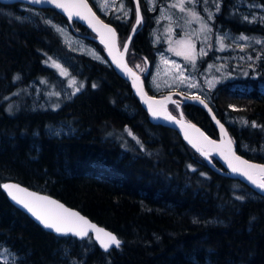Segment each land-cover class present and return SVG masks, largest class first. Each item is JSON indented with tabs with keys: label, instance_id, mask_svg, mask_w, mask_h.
I'll return each instance as SVG.
<instances>
[{
	"label": "trees",
	"instance_id": "1",
	"mask_svg": "<svg viewBox=\"0 0 264 264\" xmlns=\"http://www.w3.org/2000/svg\"><path fill=\"white\" fill-rule=\"evenodd\" d=\"M122 1L123 11L117 5L101 14L115 27L121 46L137 12L134 0ZM188 5L210 21L214 36L264 39L258 15L264 0ZM139 7L143 23L127 62L131 52L151 70L162 47L153 41L155 12L145 0ZM47 17L80 32L105 55L95 34L55 8L0 3V185L14 181L55 197L115 233L122 244L104 252L91 235L58 237L15 207L0 187V251L15 259L0 256V264H264V196L212 169L177 130L152 123L130 83L108 61L69 49ZM51 56L67 61L80 91L54 97L53 108L33 110L35 86L60 91L66 83L49 65ZM199 62L203 67L217 62L233 75L210 91L207 103L227 126L236 151L264 164V155L244 147L264 143V51L255 56L249 48H212ZM142 77L146 90L160 95L149 85L150 73ZM181 110L187 121L219 138L203 107L182 102Z\"/></svg>",
	"mask_w": 264,
	"mask_h": 264
},
{
	"label": "rangeland",
	"instance_id": "2",
	"mask_svg": "<svg viewBox=\"0 0 264 264\" xmlns=\"http://www.w3.org/2000/svg\"><path fill=\"white\" fill-rule=\"evenodd\" d=\"M147 2L148 9L155 12L154 15V28L153 41L156 45L161 46L162 50L157 52L156 61L153 68L150 70L149 85L152 90L157 94L165 92H173V99L176 100L177 106L170 105L169 111L179 117L181 110V103L184 99L181 97H199L205 101H209V93L213 91L221 82L226 79L233 78V75L220 68L217 62L207 64L205 67L200 66V57L206 56L209 51L214 48L218 51L221 50V41L223 48L234 47L238 49L249 48L253 54L259 55L264 51V39L247 37V40H241L240 36H235L231 33L213 35L212 26L210 21L197 14L192 15L194 12L190 9L188 2L190 0H184L185 11H180V0H171L168 4H160L158 0H145ZM97 8L101 14H109L110 11L118 5V8L124 10L125 4L122 0H107V6L103 7L105 0H94ZM172 5H177L173 7ZM123 6V7H121ZM23 9H27L23 7ZM258 13L264 19V10ZM137 16V12H136ZM48 23L55 29L60 35L65 45L78 53L85 54L91 58L107 63V58L96 47L87 43L82 34L74 29L66 28L60 24L54 23L50 18ZM136 20V19H135ZM202 24H207V29L202 28ZM60 29L61 31H58ZM183 41V43H180ZM126 43V42H125ZM124 43V45H125ZM123 46L120 45L122 49ZM206 55H201V52ZM129 51H127L128 54ZM179 53V54H178ZM194 57L195 66L190 63L185 57ZM49 59V65L56 69L57 73L65 78L66 83L64 88L60 91H55L53 88L44 90L42 86H35V95L31 101V107L33 110L41 109L46 110L56 106L54 97H71L72 93L79 88L77 80L69 71L68 63L65 59L51 56ZM127 58V55H126ZM130 66L141 76H144L148 63L137 56L129 54ZM60 65L56 67L55 64ZM139 66V67H137ZM181 76L183 79H181ZM75 80L76 84L73 85L72 81ZM209 82H212L213 86L209 87ZM189 84L195 86L189 87ZM179 93V94H176ZM185 117V116H184ZM186 120V118H185ZM233 121L232 118L228 119ZM187 121V120H186ZM60 131H65L60 129ZM66 132H68L66 130ZM252 153H260L264 155V143L251 148L250 145H245ZM210 152H208L209 154ZM0 256L6 261H14V256L6 250L0 251Z\"/></svg>",
	"mask_w": 264,
	"mask_h": 264
},
{
	"label": "water",
	"instance_id": "3",
	"mask_svg": "<svg viewBox=\"0 0 264 264\" xmlns=\"http://www.w3.org/2000/svg\"><path fill=\"white\" fill-rule=\"evenodd\" d=\"M21 3L25 4L27 6H31L33 8L38 9H45V8H55L57 11L68 17L70 20L75 19L79 23H81L83 26L88 28L93 34L96 35V40L99 41L105 51L106 58L108 62L113 66V68L116 70L119 76L124 78L126 81H128L133 89L134 94L138 98L140 104L142 107L146 110V112L149 115V119L152 123L163 125L170 127L172 129H175L179 132L182 139L185 141V143L190 146L193 150L198 151L199 146H206L215 151V154H202L201 156L205 159L206 163L215 171L224 173L226 176H229L233 179H238L241 182L249 185L253 190H255L258 194L264 196V192H262L260 189L256 188L255 185H253L245 176L240 175L238 172H233L232 168L229 167V164L231 163L235 167L242 170V168L246 167L241 163V160L248 161L250 164L254 165H264L260 162H255L248 160L243 155L239 154L236 151L235 144L233 140L230 137V134L228 132L227 126L220 121L210 108L207 101L199 98V97H189V96H183L181 97L184 99L182 102H189L198 106L203 107L210 115L212 121L214 122L215 126L217 127L219 131V138L215 139L210 136H208L205 131L199 127L197 124L186 121L184 114L182 111L179 112V117L173 115L169 109L168 104L172 101V96L175 94L173 92H167L162 93L160 95H152L150 94L145 87L143 77L138 74L127 62V51L129 49L131 40L136 33V29L139 25L136 24V21L132 27L131 33L126 41L125 44H127V51H124V47L121 49L118 42V34L115 29V27L106 22L100 15L95 11L92 4L89 0H84V3H86L87 7L85 8L83 4H81L80 0H63V2L67 5V11H65L62 8H58L55 6V4H50L47 2L43 3H33L32 0H0V3L2 4H13V3ZM137 10V3L139 4V0H134ZM90 9V11H89ZM79 13V15H77ZM139 15L142 18L141 23H143V17L140 11L139 7ZM137 19V16H136ZM140 23V24H141ZM104 25L109 26V28L115 30V36L113 37L111 33H109L108 28H105ZM135 29V30H134ZM125 46V45H124ZM119 65V66H118ZM126 66V67H125ZM127 69H131V72H128ZM150 72V66L147 65V70L144 75H148ZM134 74V75H133ZM179 94V93H176ZM180 95V94H179ZM200 100H203L204 103H200ZM207 105V107H205ZM153 112L156 113V115H153ZM168 117H174L175 121ZM221 125H223V129L221 128ZM231 140V145L228 144V141ZM214 142V143H212ZM196 145L194 147L193 145ZM229 148L231 151H229ZM234 153V155H233ZM214 157L216 160H218L221 165L223 166V170L219 169L217 166H215L214 162L212 161L211 157ZM240 157L241 160H236L235 157ZM239 165V166H238ZM3 184H14L19 185L21 189H25L26 191H17L16 189H12L14 195H16L19 199L24 200L25 202L31 203L33 201V198L28 195V193H35L38 196L41 197H48L51 201H55L54 204H48V203H42V206L40 208L41 211H43L46 215H48L50 218H57V217H64L67 216L68 213H78L79 216H82L89 222L91 225H95L97 228L103 229L106 232L112 233L117 237V235L110 230L104 228L103 226L98 225L97 223L91 221L87 216L83 215L80 211L71 208L61 202L60 200L56 199L55 197H52L50 195L40 193L33 191L31 189H28L22 185H20L17 182L14 181H7ZM3 188V187H2ZM4 192L6 193L9 201L18 209L26 213L33 221H35L37 224H39L43 229L46 231L58 236V237H73L78 240H84L88 238L90 235L93 237V239L96 241V243L99 245V247L102 249V251H105L102 247L99 241L95 239L96 233L91 228H88L87 225H83L81 222H77L78 226L84 227L88 231V236H85L84 238H81L79 236L73 235L71 233L68 234H61L57 233L53 229H49L44 227L43 223L38 220L34 215H32L31 212H29L26 208H24L21 204H18L16 201H14L11 196L8 194V190H5L3 188ZM58 205H62L63 207H58ZM67 210V211H65ZM118 238V237H117ZM119 239V238H118ZM121 241V240H120ZM122 244V241H121ZM116 248L115 246H112L109 248ZM108 250V251H109Z\"/></svg>",
	"mask_w": 264,
	"mask_h": 264
},
{
	"label": "snow or ice",
	"instance_id": "4",
	"mask_svg": "<svg viewBox=\"0 0 264 264\" xmlns=\"http://www.w3.org/2000/svg\"><path fill=\"white\" fill-rule=\"evenodd\" d=\"M32 2L33 3L47 2L50 4H55L56 7L62 8L65 11L68 10L67 5L63 2V0H32ZM80 2H81V4H83V6L85 8L87 7L86 3H84V0H80ZM150 2H151V0H150ZM190 2L195 3V0H190ZM183 5H184V0H180V11H182V12L185 11V8ZM102 6L103 7L107 6V0H105L104 4ZM172 6L175 7L177 5H172ZM121 7H123V6H121ZM217 10H218V8H217ZM89 11H90V9H89ZM125 14H127V13H125ZM77 15H79V13H77ZM192 15L195 16L196 13L193 12ZM141 19L142 18L139 15V4L137 3V19H136L137 25H139L141 23ZM104 27L108 28L109 33H111L113 37L115 36V30L114 29L109 28V26H107V25H104ZM202 28L207 29L208 31H211V29L208 28L207 24H202ZM57 30L61 31L60 29H57ZM240 39L241 40H247L248 38L241 36ZM180 43H183V41H181ZM222 48H223V44L221 41V50H222ZM124 51L125 52L127 51V44H125V46H124ZM200 54L206 55V53H204L203 51ZM49 59H51V58H49ZM185 59L189 60L190 63H192L193 66H195V58L194 57L186 56ZM53 63L55 64V62H53ZM55 66L60 67V65H58V64H55ZM137 67H139V66H137ZM127 71L131 72V69H127ZM181 79H183L182 76H181ZM72 84L75 85L76 81L73 80ZM193 86H195V85L189 84V87H193ZM212 86H213L212 82H209V87H212ZM93 87H95V85H93ZM76 91L77 92L80 91V88H76ZM73 94H75V93H73ZM200 103L203 104L204 101L200 100ZM205 107H207V105H205ZM153 115L155 116L156 113L153 112ZM168 118L175 121L174 117H168ZM244 123H247V121H245ZM253 126H255V125H253ZM221 128L223 129V125H221ZM128 134L132 135L131 131H129ZM133 138L135 139V137H133ZM137 142L139 143V141H137ZM212 143H214V142H212ZM231 143H232L231 140H229L228 144L231 145ZM193 146L196 147L195 144ZM229 151H231L230 148H229ZM233 155H234V153H233ZM235 159L241 160V158L238 156L235 157ZM241 163L246 166L245 170H241V169L235 167L234 165H232L231 163L229 164V167L232 168L233 172H238L240 175L245 176L253 185H255L256 188H258L262 192H264V178H261L258 180L256 178H254L253 173L251 171H249V170H257L260 174H262V176H264V165H254V164H250L248 161H243V160H241ZM0 187H3L5 190H8V194L11 196V198L14 201H16L18 204H21L29 212H31L32 215H34L38 220H40L43 223L44 227H46V228L53 229L57 233H61V234H65V235L68 233H71L73 235L84 238L85 236H88V231L86 228L78 226L77 222H81L83 225H87L88 228H91L92 230L95 231V233H96L95 239L100 242L101 247L105 251H108L109 248L112 246H115L116 248H120V246H121V241L115 235H113L112 233L106 232L103 229L97 228L95 225L89 224V222L87 220H85L84 217L79 216L78 213L72 212V213H68L67 216H64V217L50 218L43 211L40 210L42 203H48V204L56 203L55 201H51L48 197H41V196L36 195L35 193H28V195L33 198V201L31 203H29V202H25L22 199H19L11 191L12 189H16L17 191H26L25 189H21L19 185L3 184V185H0ZM237 199H242V197L238 196ZM58 207H63V206L58 205ZM65 211H67V210H65Z\"/></svg>",
	"mask_w": 264,
	"mask_h": 264
},
{
	"label": "bare ground",
	"instance_id": "5",
	"mask_svg": "<svg viewBox=\"0 0 264 264\" xmlns=\"http://www.w3.org/2000/svg\"><path fill=\"white\" fill-rule=\"evenodd\" d=\"M165 93H167V92H165ZM153 95V94H152ZM177 101L176 100H174L173 99V96H172V101L168 104V108H169V106L171 105V104H173V105H177ZM198 151H196L197 153H199V155L201 156L202 154H208V152H210L209 154H215V151L213 150V149H211V148H209V147H206V146H199L198 147ZM213 157V156H212ZM239 166V165H238ZM246 169V167H244V168H242V170H245ZM249 171H251L252 173H253V176H254V178H256V179H261V178H264V176H262V174H260L257 170H249Z\"/></svg>",
	"mask_w": 264,
	"mask_h": 264
},
{
	"label": "flooded vegetation",
	"instance_id": "6",
	"mask_svg": "<svg viewBox=\"0 0 264 264\" xmlns=\"http://www.w3.org/2000/svg\"><path fill=\"white\" fill-rule=\"evenodd\" d=\"M177 106V105H176Z\"/></svg>",
	"mask_w": 264,
	"mask_h": 264
}]
</instances>
